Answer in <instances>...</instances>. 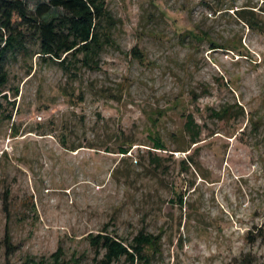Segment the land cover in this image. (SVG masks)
Returning a JSON list of instances; mask_svg holds the SVG:
<instances>
[{"label":"rangeland","instance_id":"obj_1","mask_svg":"<svg viewBox=\"0 0 264 264\" xmlns=\"http://www.w3.org/2000/svg\"><path fill=\"white\" fill-rule=\"evenodd\" d=\"M106 2L93 68L44 61L31 28L6 56L0 264H98L104 231L160 236L137 264H264V0Z\"/></svg>","mask_w":264,"mask_h":264},{"label":"trees","instance_id":"obj_2","mask_svg":"<svg viewBox=\"0 0 264 264\" xmlns=\"http://www.w3.org/2000/svg\"><path fill=\"white\" fill-rule=\"evenodd\" d=\"M238 12L240 19L249 24V20L243 16L244 12ZM109 21L106 0H51L49 3H40L34 11L28 8L25 0H0V98L7 97L4 93L9 83V73L5 67L6 56L12 50L27 54L26 31L29 28L37 40L39 54L44 61L60 63L66 70L77 61L93 68L110 42V31L104 25ZM189 35L200 39L194 32ZM211 46L212 49L223 48L216 43ZM135 53L140 60L143 59V54L137 49ZM186 129L191 133L192 141L187 149L179 150L183 152L190 151L192 144L201 141V132H195L192 117L187 122ZM152 139L156 150H167L159 137ZM63 143H66L65 140ZM72 150L76 151L75 148ZM121 153L127 155L129 149L122 148ZM89 240L91 246L99 252L98 257H101L98 264H117L122 260L129 264L148 262L150 254L157 252L161 244L160 236L145 231L135 236L130 244L106 231L91 235ZM5 243L8 255L15 254L16 248L9 225L6 228ZM62 257V250H59L52 259L55 264H63ZM25 264H31V261L28 260ZM41 264H46L45 260Z\"/></svg>","mask_w":264,"mask_h":264}]
</instances>
